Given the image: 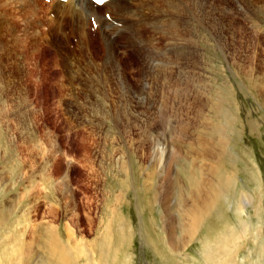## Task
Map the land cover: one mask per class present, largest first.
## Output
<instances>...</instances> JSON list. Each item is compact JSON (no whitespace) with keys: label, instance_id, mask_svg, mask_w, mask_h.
Returning <instances> with one entry per match:
<instances>
[{"label":"rangeland","instance_id":"1","mask_svg":"<svg viewBox=\"0 0 264 264\" xmlns=\"http://www.w3.org/2000/svg\"><path fill=\"white\" fill-rule=\"evenodd\" d=\"M34 1L48 3L47 0ZM170 1L173 26L165 27L164 31L170 30L173 37L169 39L198 48V67L189 63L193 67L187 66L186 71L189 75L201 71L202 84L208 88V95L202 100L209 96V102L218 104L220 112L213 118L210 109L208 114L198 109L196 112L195 104L190 105L189 108L193 107L188 110L191 111L188 132L197 134L196 125L210 119L215 125L225 127V131L223 128L219 131L229 136V142L220 164L233 179L227 194L223 195L227 196L221 197L224 200L218 201L203 218L197 235L183 253L172 254L165 242L160 205L152 194L166 169L170 178L177 176L180 181L182 175L174 169L175 161L179 167L187 169L182 160L175 158L179 154L173 151L180 140L175 126L180 121L175 117L160 118L163 122L160 125L155 120L158 117H154L156 129L153 130L156 131H150V135L151 139L154 137L156 151L152 152L147 146L140 158L137 148L144 138L139 128L150 122L142 117V112L150 116L149 106L156 105L153 111L159 113L162 104L146 97L143 107L133 105L141 116L139 120L131 119L129 125L123 117L115 120L111 112L103 119L99 114L110 108L109 103L91 107L88 98L84 99V112L78 114L69 97L79 84L83 86L78 82L83 74L82 63L91 61L84 59L86 53L80 48L75 51L67 48L59 62L54 40L34 30L39 27L37 21L46 24L52 18L49 12L48 18L41 17L53 1L47 8L41 6L38 14L17 4H7L0 7V40L7 52L4 55L0 50V264H51L46 241L49 229L58 243L63 244L71 264H264V8L261 7L264 3L257 2L252 8L243 0ZM19 10L24 13L20 14ZM25 16L26 20L41 17L33 20L35 27L31 28L32 22L24 24ZM48 24L56 31L50 20ZM60 26L65 32L69 23L65 26L62 22ZM172 28L175 34L171 33ZM184 30L186 36H182ZM52 35L55 39L56 32ZM120 42L123 44L124 40ZM125 45L126 50L115 48L119 51L120 68L128 81L141 84L140 54ZM90 49L96 68L84 64L88 66L89 77L97 79L104 51L96 45ZM161 57L153 62L150 77L146 79L149 83L155 75L159 76L167 60ZM167 61L174 66L173 59ZM192 68H200V71L194 72ZM133 90L139 91L137 87ZM154 95L158 96L155 86L152 90L155 98ZM85 106L89 109L86 113ZM86 114L93 116L102 134L89 133L88 121L92 125L94 119ZM118 146L124 148L125 153L119 151L115 155ZM110 155L122 157L125 162L130 159V164L126 163L128 175L111 164ZM65 173L67 186L62 180ZM66 189L72 190L75 200H71ZM120 192V200L115 201ZM244 193L246 202L242 201L240 211L238 207ZM85 198L90 202V222L83 212ZM116 202H119L117 219L112 220L110 238L98 243L108 225L111 206ZM178 226L179 219L175 215L173 231L180 238Z\"/></svg>","mask_w":264,"mask_h":264},{"label":"bare ground","instance_id":"2","mask_svg":"<svg viewBox=\"0 0 264 264\" xmlns=\"http://www.w3.org/2000/svg\"><path fill=\"white\" fill-rule=\"evenodd\" d=\"M21 1H23L27 5V10H30L32 13L37 12L38 3L36 1L34 0H21ZM52 1L53 3L51 7L49 8V14L52 16L53 19L51 18L49 20L51 24L54 26V28L56 29V31H58L59 33L62 32L60 23L66 20L68 21L67 23H69V28L75 32L77 37H80L81 39H83V41L90 43V38L83 32L84 30H86L85 28L90 20L96 21L98 23L97 29L99 31L100 42L104 44L102 45V49H103L102 51L104 52H103V56H101L102 62L99 66L100 71L96 72L97 79H93L92 77H89L90 74L88 72V66L84 64V63L88 64L90 68L92 69L96 68V63L92 57L93 55H92V51L90 47L81 46L79 49L86 53L84 54L86 55L84 59L89 60L91 62L82 63L81 70L83 74L79 77L78 82L81 84L83 83V86L81 87V85L79 84L78 88L73 91L74 95H70L69 97L70 99L72 98L71 101H73L75 105L74 106L75 112L76 110H78V114H81L82 112H84V107H83L85 103L84 99H87V98L89 100V103H90L89 105L91 107L109 103L110 108L105 109L104 111H101L103 113L99 115H101L103 119H105L109 117L108 113L111 112L116 117V118L114 117L115 120L119 117H123L127 120L126 124L129 125L131 122V119L139 120V116L141 115L138 112L139 109L136 110L135 106L137 105L138 107L139 106L143 107V105L147 103L146 97L150 98L155 103L160 102L162 105H160L159 113L158 111H155V112L153 111V108L156 105L152 108L153 105L150 102L148 103L149 105L150 104L152 105V106H149V110H151L150 116L149 115L145 116L146 112L144 113L142 112L143 114L142 117L146 118V120L148 121L150 120V122L146 124L147 126L143 125V126H140L139 128V130H141L140 132L142 133L141 138L142 137L144 138L140 140V144H138L139 148H137L139 149L140 158H142V156L144 155L145 147L147 146L150 147L152 152L156 151L157 147H155V144L153 143V140H152L154 137L151 139V135H150V131L153 130L154 126L156 125L155 124L156 121H158L160 125H163V122L161 121V119L163 118L164 120H168L170 119V117H175L177 121H180L179 124L175 125L177 127L176 131H178L177 136L179 137L178 138L176 136V138L180 140H178L177 143L173 146V151L175 149L174 153L179 154V156L174 154L175 158L179 159V161L182 160L184 162L183 165H185L187 169L184 170L183 166L179 167L177 162L173 160L175 161L174 169L176 171L178 170L180 172L179 174L182 175L180 181L177 180L176 178L177 176L170 178V175H168V171H167L169 169H166L165 173L163 172L160 175V179L158 181L159 184L157 186V189L155 193L152 194L153 199H157L158 200L157 203L160 205L159 213H160L161 223L163 225L162 226L163 231L165 232V240H166L165 242L168 245L167 247H169L172 254L180 255L181 253H183L184 248L191 242L194 236L197 235V231H199L203 218L208 213H210L212 209L216 207L215 205L218 201H220L222 198L227 196L225 195L223 197L224 194H227L230 186L233 183L232 177L230 175H227L224 172L220 164L222 156L226 153L225 150H226L227 142H229V136H226L225 133H223L222 131L221 132L219 131L220 128L222 130V128L224 129L225 127L223 126L220 127L218 125H215L213 121L210 119L209 121L204 122L201 125H196L195 130L199 131L197 132V134H192L188 132V130L190 129L189 127L190 125L187 124V121L189 122V118H191L189 116V113L191 111L188 112V110L193 107L192 106L191 108H189L190 105L195 104L196 112L198 109V111L202 110L207 113L210 109L211 112L210 111L209 112L212 115L211 117L213 118H215L216 116L220 114L218 104H215V103L211 104L209 102L211 100L210 98H208L209 96L205 100H202L204 96L208 95V91H206L208 90V88H206L202 84L203 83L202 78H201L202 75L199 74L201 72L200 68L199 70L196 69L197 71H200V72L194 75H192L191 73L192 76L189 75V72H187L188 70L186 71L187 66L189 67L194 66L195 68L198 67V64H199L198 59L200 55V54L198 55V48L186 47L184 42L179 43L178 42L179 40L175 41L174 39L173 40L169 39V36L173 37L171 34H169L170 30L169 32L164 31L165 27L173 26L170 0H141V1L140 0H124L123 3H122V0H111L107 5V11H106V13L110 14L109 22H111L112 24L120 25L123 31L118 30L117 27L115 26H111L106 21L107 20L106 17L99 13L89 15L88 13H86L89 10H83L82 7L76 8L75 3L81 2V0H66V2H60L59 0H52ZM243 1H244V4L246 3L248 4L247 5L248 7L252 6V8L253 7L255 8V5L257 4V2L264 3V0H243ZM0 3L2 4L0 5V7L1 6L5 7L7 4H10L12 6L13 5L15 6L17 4L19 5V7L24 8L26 10V7L24 6V4L20 2V0H0ZM261 7L264 8L263 6ZM177 16L175 18H177ZM120 20H123V22H121ZM213 26L214 25H211V27ZM174 30L175 29H173L171 33H173ZM179 30L180 29H178V31ZM178 31H175V32L177 33ZM0 32L2 31L0 30ZM184 33L185 34L182 36H186V30H184ZM111 35L114 37L116 44L118 41L124 40L125 44H128L130 48H133L139 52L140 54L139 59L141 60V63H142L141 64L142 73H140V77H139L141 78V81H140L141 84L138 83L139 84L138 85L137 83L130 82L126 79L125 71L122 72L120 68L121 65H119V62L117 60V55L119 54V51L116 50L115 47L113 46L112 41H111ZM177 36H178V39L181 38L180 35H177ZM73 37H74V34H73ZM0 38L2 39V34L0 35ZM7 40L9 41V39ZM167 42L169 43L167 44ZM197 46H194V47H197ZM5 47L6 46L4 44L2 45L1 40H0V50L2 49L1 51L4 53V55H7V52L4 51ZM187 54H189V56L191 57L189 58ZM0 55H1V52H0ZM160 56H162L161 58H163L164 60L173 59L174 66H172L173 64L169 63L166 60V62L163 65V68L160 71V74H158L159 76L155 75L154 78L150 79L152 80V82L149 83L148 81H146V79L150 77V74L153 68L152 66L153 62L155 61L157 57H160ZM189 63H191L193 66ZM74 69H73V72H74ZM146 69H149V72H147ZM196 70L193 69L194 72ZM120 71H121V75H119ZM153 86H155V92L158 94V96L154 95L155 98L152 96ZM134 87L138 88L139 91H137V93H135V91L133 90ZM79 93H82V95H79ZM170 99L173 101V103L170 101ZM157 108H158V104H157ZM88 110H89L88 107H86L85 113ZM74 115L77 116L76 113ZM86 115L89 118H92V120L94 119L93 116H91L90 114H86ZM154 117H158V118L155 119ZM111 119L113 118H110V120ZM153 119H155L156 121ZM172 119L175 120L174 118ZM95 122L96 120L94 119V123L90 125L91 122L88 121V124L90 126L89 133L91 135L102 134L103 131L100 125L96 124ZM114 125L116 124L114 123ZM133 126L136 127V125H133ZM153 131H156V130H153ZM214 133H217L218 135ZM123 149H120V147L118 149H115L114 154L116 155L119 151H122L123 153H125ZM161 150H162V147H161ZM160 155L163 156L162 154ZM110 158H111L110 159L111 164L116 165L120 170L124 171L125 174L127 175L129 174L126 172L127 171L126 163L128 162V164H130V161H129L130 159L127 162H125L122 157L111 156ZM163 162L165 161L163 160ZM102 169L101 171H103ZM89 171L92 172L93 169ZM178 171H177V174H178ZM64 175L65 176H63L64 178L62 180L65 186H67L68 175L67 173H65ZM66 191H68L71 200H75L72 190L66 189ZM120 195H121V192L115 197V201L120 200ZM174 195L176 196L175 199H173V197H175ZM241 197L242 198L240 200V206L238 207L240 208L239 209L240 211L243 210L242 201L246 200L245 193L242 194ZM88 198H85L86 205L83 206L84 207L83 212L86 218L90 222L91 219H90L89 212H88L90 202ZM118 203L119 202H116L115 205L111 206V211L109 210L111 213L109 212L110 216L108 218L109 219L108 225L104 228L103 231H105V233L104 235H102L101 238H99L101 240L98 243H103L104 240H106L107 238H110V233L112 231V220L117 219L116 215L118 212L117 211L118 210L117 206L119 205ZM74 207L76 209V202L74 203ZM175 215L179 219L178 230L181 233L180 238L176 237L173 231ZM76 218L77 220H79L78 216ZM74 222L76 221L74 220ZM77 224L79 223L77 222ZM50 231H51L50 229L46 231V233L48 232L46 241L48 243L47 244L48 245L47 256L50 257L51 264H71L72 261L71 262L68 261L67 254L65 252L66 249L64 250L62 246L63 244L60 245L58 241L55 239L54 234ZM44 235H45V232H44ZM71 236L73 237V235ZM81 240L80 241L78 240V241L81 242ZM78 243H75V244H78ZM78 253H80V251H78Z\"/></svg>","mask_w":264,"mask_h":264},{"label":"built area","instance_id":"3","mask_svg":"<svg viewBox=\"0 0 264 264\" xmlns=\"http://www.w3.org/2000/svg\"><path fill=\"white\" fill-rule=\"evenodd\" d=\"M19 12H20V14H23V13H24V11L21 12L20 10H19ZM42 12H44V10H42ZM33 45H34V44H33ZM38 45H39V44H38ZM32 50H33V49H32Z\"/></svg>","mask_w":264,"mask_h":264}]
</instances>
